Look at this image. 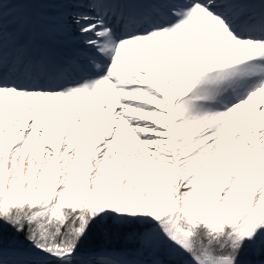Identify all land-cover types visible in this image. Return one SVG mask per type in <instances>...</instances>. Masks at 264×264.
<instances>
[{
  "label": "snow or ice",
  "instance_id": "obj_1",
  "mask_svg": "<svg viewBox=\"0 0 264 264\" xmlns=\"http://www.w3.org/2000/svg\"><path fill=\"white\" fill-rule=\"evenodd\" d=\"M0 264H264V0H0Z\"/></svg>",
  "mask_w": 264,
  "mask_h": 264
},
{
  "label": "bare ground",
  "instance_id": "obj_2",
  "mask_svg": "<svg viewBox=\"0 0 264 264\" xmlns=\"http://www.w3.org/2000/svg\"><path fill=\"white\" fill-rule=\"evenodd\" d=\"M6 10H13L11 15L6 18V21L10 22L17 15H30L36 16L38 14H51V10L56 7V5L45 4V3H9L6 6ZM15 28L14 23H9L8 30L12 31Z\"/></svg>",
  "mask_w": 264,
  "mask_h": 264
}]
</instances>
